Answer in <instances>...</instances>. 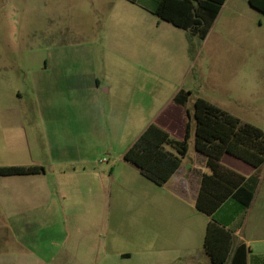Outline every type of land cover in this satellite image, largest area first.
Instances as JSON below:
<instances>
[{
	"label": "crops",
	"instance_id": "0c3cea01",
	"mask_svg": "<svg viewBox=\"0 0 264 264\" xmlns=\"http://www.w3.org/2000/svg\"><path fill=\"white\" fill-rule=\"evenodd\" d=\"M160 2L67 0L49 17L42 9L44 20H57L56 30L67 38L52 53L40 55L39 69L12 75L10 101L0 103V142L7 162L2 167L43 169L0 176V187L7 191L2 205L19 217H36L14 224L19 233L13 242L0 239V264H211L204 250L211 221L233 235V248L246 245V264H264V239H251L244 229L261 166L222 156L224 183L235 180L240 190L212 216L196 207L203 178L211 171L207 157L195 149L193 133L188 144L190 150L193 139L194 159L186 162L187 154L162 186L124 161L132 145L110 169L92 167L97 159L92 142L108 140L98 126L108 125L116 140L122 139L125 124L140 126L136 141L155 123L183 139L187 110L196 98L204 99L187 86L191 63L200 62L202 48L233 0H226L205 40L191 39L194 58L187 31L155 15ZM75 10L79 19L70 14ZM76 29L83 32L80 44L87 53L65 52L77 44ZM181 90L191 92L186 107L174 102ZM125 185L132 196L131 217H124L122 208ZM14 190L19 197L11 195ZM91 221L94 229H85Z\"/></svg>",
	"mask_w": 264,
	"mask_h": 264
},
{
	"label": "rangeland",
	"instance_id": "374dc122",
	"mask_svg": "<svg viewBox=\"0 0 264 264\" xmlns=\"http://www.w3.org/2000/svg\"><path fill=\"white\" fill-rule=\"evenodd\" d=\"M74 1L77 4L84 3V0ZM66 2L67 0H0L2 105L10 101L9 94L14 88L13 80H16L11 76H23L39 69L40 55L52 53L58 46V41L67 38V35H62L56 30L57 20L46 21L41 16L42 9L48 12L49 17L58 8L63 10ZM236 7L241 10H235ZM70 14L75 15L76 19L81 17L78 10L71 11ZM73 32L77 44L65 52L87 53L85 46L80 44L84 37L83 32L78 29ZM112 55L113 53H109V56ZM199 56L200 62L191 63L192 74L187 86L200 92V95L212 104L237 117L241 123L250 124L264 132V15L251 8L246 0H233L226 10V19L217 24ZM199 73L201 79L191 85ZM162 98L165 102L168 99L167 94ZM122 128V139L116 140L108 125L98 126V130L107 131L108 140L98 138L92 142V151H96L94 158H97L92 167L110 169L114 160L133 144L142 127L128 123ZM194 151L192 139L185 159L189 164L194 159ZM2 152L3 142H0V168L7 163ZM6 192L0 187V239L3 236L11 237L13 242L19 233L14 224L17 226L19 220H31L36 217H19V213L4 207L2 201L7 197ZM10 193L13 197H19L17 190ZM121 197L124 202V217H131L132 196L126 185L121 191ZM244 217V229L249 238L264 239V164L259 171L253 204L247 209ZM85 229H94L92 221Z\"/></svg>",
	"mask_w": 264,
	"mask_h": 264
},
{
	"label": "trees",
	"instance_id": "16d2710c",
	"mask_svg": "<svg viewBox=\"0 0 264 264\" xmlns=\"http://www.w3.org/2000/svg\"><path fill=\"white\" fill-rule=\"evenodd\" d=\"M226 0H161L155 15L187 31L189 53L196 51L192 38L205 40ZM250 5L264 14V0H249ZM191 92L181 90L174 97L175 104L186 107ZM187 126L183 139H176L166 129L153 123L124 154V161L137 168L149 181L164 185L182 164L189 150V139L194 134L196 151L207 157L211 174L205 175L198 197L197 210L212 216L229 198L235 197L238 185L225 176L220 164L224 154L258 168L264 164V132L250 124H243L210 102L196 98L187 110ZM169 148V149H168ZM174 150L175 152L171 151ZM39 167H1L0 176L29 175L42 172ZM236 189V190H235ZM253 194L250 195L249 206ZM233 235L211 221L207 228L204 250L211 264H246L247 247H232Z\"/></svg>",
	"mask_w": 264,
	"mask_h": 264
}]
</instances>
